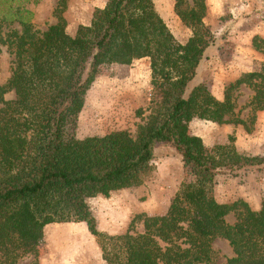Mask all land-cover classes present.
I'll list each match as a JSON object with an SVG mask.
<instances>
[{
    "label": "trees",
    "instance_id": "1",
    "mask_svg": "<svg viewBox=\"0 0 264 264\" xmlns=\"http://www.w3.org/2000/svg\"><path fill=\"white\" fill-rule=\"evenodd\" d=\"M9 1L0 0L7 9L1 19L22 29L0 36L15 56L11 75L0 84V264H15L28 253L36 258L45 225L70 221L86 223L105 264H209L216 238L232 248L225 264H264V199L254 209L242 198L219 202L213 193L220 170L264 164V153L239 152L233 134L208 147L190 130L199 118L250 132L264 110V62L228 82L221 99L202 82L187 90L213 39L204 22L205 0H174V12L191 31L184 42L153 0H107L74 35L63 15L67 0H59L56 22L40 35L31 30L32 12ZM251 45L264 55L263 37L253 35ZM141 58L149 60L152 92L136 133L65 136L101 68ZM242 85L252 91L248 119L235 113L234 91ZM9 91L14 98L6 99ZM164 143L181 155L185 176L192 178L181 181L164 214L136 213L125 232L100 231L87 200L141 185L151 173L155 146ZM138 221L143 230L133 232Z\"/></svg>",
    "mask_w": 264,
    "mask_h": 264
},
{
    "label": "rangeland",
    "instance_id": "2",
    "mask_svg": "<svg viewBox=\"0 0 264 264\" xmlns=\"http://www.w3.org/2000/svg\"><path fill=\"white\" fill-rule=\"evenodd\" d=\"M156 9L166 22L174 36L184 42L191 34L174 12V0H153ZM107 0H67L64 10L67 31L74 35L80 24H88L96 8H102ZM191 0H186L189 4ZM206 14L204 22L211 31L212 42L207 47L196 69L194 78L187 90L197 83H205L214 95L223 93L225 85L235 79L240 71L253 70L264 62V55L251 45V38L258 34L264 38V0H205ZM19 4L29 9L32 14L31 30L36 35L56 22L54 9L59 0H10L8 4ZM7 11L0 4V36L7 38L13 30L21 31L17 22L3 21ZM15 64L12 47L0 42V84L6 82ZM148 58L134 60L130 65L112 64L103 66L84 96V105L79 115L66 124L65 136L74 135L82 138L91 135H103L114 129H128L133 135L137 125L142 123L149 110L151 87ZM252 91L242 85L234 91L235 113L248 119V101ZM6 99L14 98L13 91L7 92ZM1 106V104H0ZM143 114L138 115L137 110ZM258 114V112H257ZM250 132L239 138L235 136V146L241 153L262 155L264 153V120L258 125V115ZM264 118V112L262 113ZM200 122V121H199ZM190 125L193 134H199L205 145L228 142V129L224 124L202 121ZM234 134V133H232ZM181 155L167 143L154 148L151 173L139 186L125 188L108 197H93L87 200L96 225L103 232H118L127 229L133 215L125 224V218L133 210L143 209L149 215H162L185 176ZM214 196L228 199V202L242 198L256 209L264 199V164L245 166L237 171L222 169L217 174ZM216 175V176H217ZM152 211V214L151 212ZM227 221L232 222L234 215L229 214ZM127 225V226H125ZM73 229V230H72ZM141 221L134 223L133 232H141ZM44 232V229H43ZM84 232V236H83ZM118 234V233H113ZM80 249L75 248L74 242ZM83 241V242H82ZM212 262L225 264L233 255L228 241L216 238L212 243ZM35 258L33 253L23 255L15 264H30L34 259L37 264H100L103 260L95 236L90 234L85 222H54L45 226L43 243ZM104 264L105 261L103 260ZM206 264V263H201Z\"/></svg>",
    "mask_w": 264,
    "mask_h": 264
},
{
    "label": "crops",
    "instance_id": "3",
    "mask_svg": "<svg viewBox=\"0 0 264 264\" xmlns=\"http://www.w3.org/2000/svg\"><path fill=\"white\" fill-rule=\"evenodd\" d=\"M206 51V50H205ZM246 71H249V70H245V71H240V72H238L237 73V75H235V78L236 77H238L242 72H246ZM218 99H221L222 97H223V93H221L220 95H215ZM264 112V110H261V111H258V121H257V123H256V125H255V128L256 129H258V125L261 123V122H263V120H264V118H263V115H262V113ZM200 121V122H199ZM202 121H205V122H208V123H213V124H216V125H218L217 123H214V122H211V121H208V120H203V119H199V118H193L192 120H191V122H190V125H192V123L193 124H198V123H200V124H202L203 122ZM227 127V129H228V133H230V134H232V133H234L233 135L234 136H237L238 138L240 137V136H242V134L244 133V128H243V126L242 125H233V124H224V125H222V127ZM196 135H199L198 133L196 134ZM200 136V135H199ZM201 137V136H200ZM219 176L217 175V176H215V181L217 180V178H218ZM218 181V180H217ZM219 182V181H218ZM215 185H217L216 183H215ZM177 189L178 188H176L175 190H174V192H173V196H174V194H175V192L177 191ZM121 190H123V189H120V190H117V191H112L111 193H110V195L111 194H113V193H115V192H118V191H121ZM109 195V196H110ZM95 197H103V195H97V196H95ZM105 197V196H104ZM93 198V197H92ZM173 198V197H172ZM88 200H90V198L88 199ZM218 201V200H217ZM219 202H228V199H225V200H222V199H220V201ZM169 206V205H168ZM258 206H260V204L258 205ZM168 208V207H167ZM258 208V207H257ZM256 208V209H257ZM167 210V209H166ZM144 211H146V210H143V209H137V210H133V211H131L129 214H127V218H125V224H127V222L129 221V216L130 215H133L134 213L136 214V213H141V212H144ZM149 212H151L152 213V211H149ZM166 212V211H165ZM164 212V213H165ZM145 213V212H144ZM163 213V214H164ZM134 214V215H135ZM152 214H154V213H152ZM133 215V216H134ZM46 226V225H45ZM125 226H127V225H125ZM73 230V229H72ZM123 232H125V229H120V231H118V232H107V233H109V234H113V233H123ZM83 236H84V232H83ZM83 242V241H82ZM76 247L75 248H78V249H80V245H79V243H77V241L76 242H74L73 243ZM100 264H104V262H103V260L100 262Z\"/></svg>",
    "mask_w": 264,
    "mask_h": 264
}]
</instances>
